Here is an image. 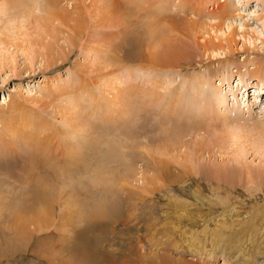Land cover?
Wrapping results in <instances>:
<instances>
[{
    "label": "rangeland",
    "instance_id": "374dc122",
    "mask_svg": "<svg viewBox=\"0 0 264 264\" xmlns=\"http://www.w3.org/2000/svg\"><path fill=\"white\" fill-rule=\"evenodd\" d=\"M2 2L0 264H264V0H62L52 21ZM65 143L71 178L26 171Z\"/></svg>",
    "mask_w": 264,
    "mask_h": 264
},
{
    "label": "bare ground",
    "instance_id": "6f19581e",
    "mask_svg": "<svg viewBox=\"0 0 264 264\" xmlns=\"http://www.w3.org/2000/svg\"><path fill=\"white\" fill-rule=\"evenodd\" d=\"M3 2H2V4H1V6L2 7H8L7 9H17L18 11H19V13H18V16H20L22 19H25L26 20V18H27V16L26 15H28L29 14V12L31 11V10H34L35 8L36 9H41L42 10V13H44L43 14V17H41V18H44V21L45 20H50V21H52V20H56L57 18H59V17H62V16H64L63 15V13H62V15H61V12H64V11H66V10H63V11H61V12H59V9H58V5L60 4V2L62 1V0H40V2L38 1L37 3H35V4H33V0H2ZM206 2H209V0H206ZM226 5V3H224V4H222V5H220V7H219V10L217 11V13L216 14H211V13H209V14H211L210 16L212 17V19L210 20V22H212V21H216L218 18H219V20H221L222 18H226V17H228L227 15H228V12H229V10H231L230 9V7H226L225 6ZM3 11H4V9H3ZM73 11V10H72ZM5 12V11H4ZM17 12V11H16ZM71 13V12H70ZM74 13V12H73ZM72 14V13H71ZM19 17V18H20ZM209 17V16H208ZM221 18V19H220ZM68 20V19H67ZM223 20V19H222ZM222 22V21H221ZM226 22V21H225ZM212 23H215V22H212ZM222 23H224V22H222ZM204 24V23H203ZM225 24V23H224ZM231 24V23H230ZM230 24L228 25L227 23H226V30L228 29V27L230 26ZM223 25V24H222ZM210 26V24L208 25V27ZM212 26V28H213V25H211ZM211 26H210V29H211ZM231 26H232V24H231ZM225 27V26H224ZM221 28V27H220ZM222 28H223V26H222ZM221 28V29H222ZM217 29V28H216ZM215 29V30H216ZM221 29H220V31H221ZM225 29V28H224ZM244 29V28H243ZM161 30V28H157V30H156V32H159ZM223 30V29H222ZM225 30V31H226ZM217 31H218V29H217ZM252 31V30H251ZM208 32V31H207ZM221 32H224V31H221ZM228 32V31H227ZM225 33V32H224ZM232 33V32H231ZM236 33V32H235ZM243 33V32H242ZM223 34V33H222ZM228 34V33H227ZM12 35V34H11ZM233 35H234V32H233ZM232 36V35H231ZM246 36V35H245ZM244 36V37H245ZM218 38V37H217ZM213 39V38H212ZM218 41H220V42H222V40H220V39H218ZM224 41L227 43V45L229 44V42H228V39L227 38H225L224 39ZM209 43H210V41H208ZM208 43V44H209ZM132 44V43H131ZM207 43H206V41L204 40V43H203V45L201 44L200 46H202V48L203 47H206V50L208 51V49H207V47L208 48H212V46L211 47H209V46H207L206 45ZM212 45V44H211ZM216 47V49H211V51H209V52H212V54H216V55H222V53L224 52H226V48H228V47H223V45L220 43L219 45H217V44H214ZM132 46V45H131ZM229 46V45H228ZM214 47V46H213ZM205 49V48H204ZM206 50H204V51H206ZM231 50V49H230ZM218 51H222V52H218ZM132 52H130V54H131ZM171 53V52H170ZM133 54H131V57H133L132 56ZM156 55V56H155ZM171 55L172 56H170V55H167V54H164V53H161V52H158L157 54H153L152 56L154 57V61L156 62L155 64H158V65H161L162 63H165V64H168V63H170V64H175V63H177V61H175L177 58H178V53L177 54H173V53H171ZM134 56H135V54H134ZM137 56V55H136ZM135 56V58H137ZM172 57V58H171ZM130 58V57H129ZM135 58H133V59H135ZM143 59V58H142ZM136 60H138V59H136ZM144 60V59H143ZM178 60V59H177ZM248 80H246L242 75H240L239 74V77H238V81H237V83H236V88H238V86L240 85H242V86H245V84L247 85L249 82H247ZM256 84H258L259 86H261V88H263L264 87V76L263 75H261V77L258 79V81H257V83ZM240 89H242V87H240ZM256 91H260V89H259V87H257L256 89H255ZM246 91V90H245ZM244 93V92H243ZM245 95V94H244ZM5 99V98H4ZM219 103H222V101L221 100H219L218 101ZM76 106H78V103L76 102L75 103V105H74V107H72V109H74V108H76ZM71 109V108H70ZM70 109H69V111H70ZM72 109H71V111H72ZM78 109V108H77ZM75 110V109H74ZM73 110V111H74ZM77 111H79V110H77ZM75 113H76V111H74ZM68 113V112H67ZM73 113V112H72ZM65 118H64V120H65V123L67 124V125H69V127H74V128H77V129H80L81 128V121H79L78 123H77V118H78V116H75V114H74V116L72 115V114H70V112H69V114H68V116H64ZM229 122V121H228ZM179 125H177L176 124V126H178V127H184V124L182 123V122H177ZM230 124H241L240 126H244V125H242V123L243 122H239V120H236V119H232V120H230V122H229ZM191 127V126H190ZM196 127V126H195ZM181 128H179V129H181ZM184 129V128H183ZM263 129H264V127H263ZM29 136H27V138H28ZM34 137V136H33ZM170 137H172V136H170ZM169 137V138H170ZM173 138V137H172ZM172 138H170V139H172ZM249 138V137H248ZM262 139H264V136H260L259 137V141L260 140H262ZM31 141H34V140H31ZM102 142V141H101ZM179 142V141H178ZM34 143V142H33ZM64 145V144H63ZM63 145H61V146H63ZM260 146H262L261 144H259ZM33 146V145H32ZM44 146V145H43ZM46 146H48V145H46ZM61 146H58L59 148H61ZM38 147V146H37ZM263 147V146H262ZM43 148H45V147H43ZM43 148H41V149H43ZM64 148H65V151L67 152V154H65L64 152V154L63 155H56V158L55 159H52L53 157L52 156H50L49 154H43L42 155V157L40 156L39 158L38 157H34L35 155H37L36 153H35V155H27V157L26 158H24L25 159V163H29V164H27L28 166L26 167L27 169H26V171L27 172H29V171H32L33 170V168L34 167H38V166H42L43 164H48L49 163V161L50 162H52V161H55V162H59L60 163V171H59V168H58V171H59V175H61V177L62 178H71V176H72V174H73V169H71V167H70V165H76V164H78V163H80L81 162V160L83 161L84 160V158L82 157L83 155V151L81 152L80 150H79V147H75V145L73 144V143H65V146H64ZM64 148H62V149H64ZM96 148V147H95ZM30 149V148H29ZM98 149V148H97ZM258 150V149H257ZM33 151V150H32ZM46 151V150H45ZM44 151V152H45ZM55 152H57L56 150H54ZM94 151H97V150H94ZM42 152V151H41ZM39 153V152H38ZM50 153H52L53 154V151L52 152H50ZM58 153V152H57ZM82 153V154H81ZM87 153H89V152H87ZM97 154H98V152H96ZM111 153H112V151H111ZM55 154V153H54ZM39 156V155H38ZM58 156V157H57ZM86 156V155H85ZM98 156V155H97ZM52 157V158H51ZM82 158V159H81ZM96 158V157H95ZM77 159V160H76ZM78 160H79V162H78ZM40 161H41V163H43L42 165H41V163H40ZM76 161V162H75ZM100 161V160H99ZM98 161V162H99ZM54 162V163H55ZM97 162V161H96ZM100 163V162H99ZM101 164H103V163H101ZM127 164V163H126ZM53 165V164H52ZM57 165V164H56ZM98 165V164H97ZM129 165V166H128ZM127 166L128 167H126V169H124L125 171L123 172V174H122V177H128V176H130L132 173H133V168H132V166L130 165V164H128ZM46 167H47V165H46ZM45 167V168H46ZM50 167V166H49ZM74 167V166H73ZM76 167V166H75ZM99 167V166H98ZM32 169V170H31ZM35 169H37V168H35ZM55 169H57V168H55ZM79 169V168H78ZM98 170H99V168H97ZM96 169V170H97ZM104 169V168H103ZM102 169V170H103ZM54 170V169H53ZM77 170V169H76ZM76 170H74V171H76ZM22 171V170H21ZM38 171V170H37ZM58 171H55V172H57L58 173ZM88 171V170H87ZM104 171H105V169H104ZM212 171H214V170H212ZM54 172V173H55ZM96 172V171H95ZM103 172V171H102ZM106 172V171H105ZM158 172L159 173H162V175H163V167L162 168H160L159 166H158ZM157 172V173H158ZM215 172V173H214ZM214 172H212L213 173V177H215V178H217V179H221V178H226V174L224 173V172H222V171H220V170H215ZM94 173V172H93ZM29 174V173H28ZM113 174V173H112ZM34 175V174H33ZM38 175H39V173H38ZM97 175V174H96ZM110 175V174H109ZM114 175V174H113ZM113 175H110L111 177L109 178L108 177V180H110L111 182L114 180V179H112L113 178ZM43 176V175H42ZM56 176V175H55ZM97 176H99V175H97ZM60 177V176H59ZM115 177V181L114 182H116V180H117V182L119 181V179L116 177V176H114ZM39 178L40 177H38V180H39ZM107 180V179H106ZM107 182V181H106ZM113 183V182H112ZM106 186V185H105ZM104 186V187H105ZM112 184H110L108 187L106 186L105 187V190H107L108 191V193L107 194H109V193H111V191H112ZM115 186V185H114ZM46 187V186H45ZM62 187H65V186H62ZM39 188V187H38ZM42 187H40V189H41ZM37 190V189H36ZM45 190V189H44ZM41 191H43V189L41 190ZM36 192H38V190L36 191ZM35 193V192H34ZM37 194H40L39 192L37 193ZM98 211V210H97ZM38 212V211H37ZM36 212V213H37ZM99 212V211H98ZM96 213V212H95ZM63 215H64V213H62ZM61 214V215H62ZM36 215V214H35ZM40 215V214H39ZM96 215H99V213L98 214H96ZM41 217V216H40ZM44 217H46V216H44ZM20 218V217H19ZM36 218V217H35ZM38 221V220H37ZM40 221H41V219H40ZM41 222H44L43 220L41 221ZM35 223V222H34ZM43 223H40V225L39 226H37V228H40V226L42 225ZM36 228V229H37ZM33 231V230H32Z\"/></svg>",
    "mask_w": 264,
    "mask_h": 264
},
{
    "label": "trees",
    "instance_id": "16d2710c",
    "mask_svg": "<svg viewBox=\"0 0 264 264\" xmlns=\"http://www.w3.org/2000/svg\"><path fill=\"white\" fill-rule=\"evenodd\" d=\"M258 85V84H257ZM258 87H259V89H260V91L259 92H262L263 91V89H264V87L263 88H261V86H259L258 85Z\"/></svg>",
    "mask_w": 264,
    "mask_h": 264
}]
</instances>
